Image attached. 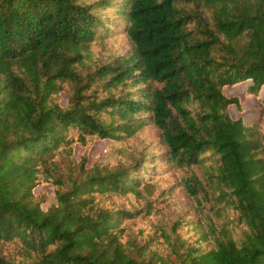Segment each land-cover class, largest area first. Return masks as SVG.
Returning a JSON list of instances; mask_svg holds the SVG:
<instances>
[{
    "label": "trees",
    "instance_id": "obj_1",
    "mask_svg": "<svg viewBox=\"0 0 264 264\" xmlns=\"http://www.w3.org/2000/svg\"><path fill=\"white\" fill-rule=\"evenodd\" d=\"M263 87L264 0H0V264H264Z\"/></svg>",
    "mask_w": 264,
    "mask_h": 264
},
{
    "label": "rangeland",
    "instance_id": "obj_2",
    "mask_svg": "<svg viewBox=\"0 0 264 264\" xmlns=\"http://www.w3.org/2000/svg\"><path fill=\"white\" fill-rule=\"evenodd\" d=\"M122 26L120 27V32H115V35L112 38L107 39L109 54L110 56L119 55V54H127L132 48V45L126 35L123 33ZM244 85H237L234 88L228 89L227 93H235L241 95V101L243 104L244 113L242 116L245 122H251L254 118H256L262 111L263 105L260 102V99L257 96H249L246 97L243 95ZM261 94H264V87L262 88ZM232 113L236 116L239 114L232 111ZM161 144V136L156 127L149 126L146 127L140 134L136 135L129 141L126 145H123L124 155L131 160L130 162L137 161L141 158L139 150L143 148H150V151L161 152L162 148ZM107 142L101 141L99 143L98 148L93 152V155H98L100 159H104L105 155H108V161L114 162L120 156V151L116 147L106 148ZM163 169L165 165H160ZM176 188V180L174 178V173H169L168 176L163 180L161 186L158 187V190H162L167 187ZM174 199L176 204L169 206V219L174 220L181 214H189L191 216H195L193 206L190 203V200L186 193L176 188V192L174 195ZM51 202H54L51 200Z\"/></svg>",
    "mask_w": 264,
    "mask_h": 264
}]
</instances>
